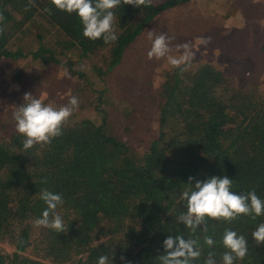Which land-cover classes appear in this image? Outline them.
Wrapping results in <instances>:
<instances>
[{
  "label": "trees",
  "instance_id": "obj_1",
  "mask_svg": "<svg viewBox=\"0 0 264 264\" xmlns=\"http://www.w3.org/2000/svg\"><path fill=\"white\" fill-rule=\"evenodd\" d=\"M187 1L152 0L140 8L122 2L113 10L118 39L106 44L85 38L76 15L50 0H34V7L0 0V79L9 61L25 86L11 99L14 106L0 109V243L13 247L0 249V264H97L102 255L109 264H160L163 241L177 235L196 241L200 257L191 264H205L210 253L222 264L226 229L247 240V255L234 264H264V243L252 239L264 215L206 218L195 231L177 219L187 211L181 194L191 187L189 177L195 183L227 176L235 194L255 190L264 200V87L246 73L264 51V0L234 4L240 25L228 47L234 61H205L183 73L165 68L158 86L145 83L141 101L119 96L131 80L115 71L126 49L161 12ZM229 23L218 22L216 31ZM98 53L107 54L105 68L93 60ZM60 69L68 76L43 102L60 107L75 96L79 105L60 136L25 151L13 113L25 93L41 99V77ZM139 124L148 135L131 144L125 135ZM45 189L62 196L55 210L61 232L34 224L46 209Z\"/></svg>",
  "mask_w": 264,
  "mask_h": 264
},
{
  "label": "clouds",
  "instance_id": "obj_2",
  "mask_svg": "<svg viewBox=\"0 0 264 264\" xmlns=\"http://www.w3.org/2000/svg\"><path fill=\"white\" fill-rule=\"evenodd\" d=\"M122 2L125 5L140 8L141 6L149 7L152 0H50L58 11L76 15L83 27L82 34L85 38L90 40L102 38L106 44L114 43L118 39L113 28L115 20L113 10ZM34 6V0H28V7ZM44 11L50 12L47 8ZM147 39L151 41L147 58L149 60L166 59L171 68L179 69L181 73L187 71L195 58V53L187 42L177 45L175 49L177 54H172L170 40L163 33L154 34L153 30L147 31ZM210 42V37L198 38L199 44L206 46ZM63 75L68 76L66 70ZM78 105L79 100L75 96H72L66 105L55 107L51 103L45 104L42 99L34 98L30 93H25L23 102L13 113L16 132L25 138L23 149L27 151L37 144H49L52 139L60 136L63 124ZM232 183L233 181L227 176H213L203 182L195 183L193 178L189 177L188 185L191 187L181 194V199L186 201L187 211L179 215L178 221L195 231L197 227L206 224V218L232 221L240 215H250L253 219L264 215V200L256 195L255 190L237 195L231 191ZM40 199L46 204V209L42 216L34 221V224L57 232L63 231V220L55 213L58 205L63 203L62 196L45 189L40 193ZM203 230L207 231L206 228ZM252 239L256 244L264 243V223L252 232ZM221 243L227 249L222 256V264H234L236 260H242L247 255V240L244 236H238L235 231L226 229ZM205 244L212 246L214 240L206 237ZM163 248L164 254L158 257L160 264H191V261L200 257L196 241L185 240L182 235L166 238L163 241ZM121 260L123 261L124 257H121ZM97 264H109V258L102 255ZM205 264H216L211 253L205 260Z\"/></svg>",
  "mask_w": 264,
  "mask_h": 264
},
{
  "label": "rangeland",
  "instance_id": "obj_3",
  "mask_svg": "<svg viewBox=\"0 0 264 264\" xmlns=\"http://www.w3.org/2000/svg\"><path fill=\"white\" fill-rule=\"evenodd\" d=\"M153 1L157 2L159 0ZM243 1L245 0H189L182 6L166 9L161 12L144 29L136 41L126 49L121 63L122 66L115 69L116 72L120 70V73L126 72L129 74V78L131 77V80H127L126 82V89L124 87L123 90L119 91V96L129 99L133 98L135 102L141 101L139 96L144 95L141 93V90H146L145 83L155 88L162 82L166 69H172L167 64L166 59L149 60L147 58V52L151 47V41L147 39V31L150 30H153L154 34L163 33L169 38V46L173 49L172 54H177L175 49L179 44L187 42L191 45L195 58L191 62L190 67H188V70L195 68L197 64L205 61H234V59H231L232 52L228 49L234 34L240 32V29H238L240 25L234 22L236 19L234 4ZM230 5L231 9H228ZM224 20L230 22L229 25L223 31L217 32L216 27L218 22H223ZM200 37H210L211 42L206 46L199 44L198 38ZM17 41L15 39L13 43ZM257 57L258 60L250 63V67L246 73L252 78L254 77L264 87V51L259 53ZM93 58L94 62L100 64L102 68L106 67L108 62L107 54H94ZM243 63L240 65L241 68H243ZM91 64L92 61H89L87 65L83 66V69L86 70V67L90 69ZM4 66L7 75L5 81H1L0 79V109L2 110L14 106L11 99L18 94L23 95L25 91L24 84L16 79V77H13V72L18 69V66L12 65L9 61L4 62ZM63 73L64 71L60 69L59 71H54L53 74L55 76L53 75L48 79L45 76L41 77L39 83L44 88L39 93L41 99L44 97H55L54 92L57 91L53 92V90L62 87L63 80L66 78ZM99 79L98 76L95 77L96 87L103 88L104 84ZM126 134L125 138L127 139L129 136L127 141L131 144L141 143L142 138L148 135L140 124L133 126L132 130ZM12 248L9 244L0 243L1 251L9 252Z\"/></svg>",
  "mask_w": 264,
  "mask_h": 264
}]
</instances>
